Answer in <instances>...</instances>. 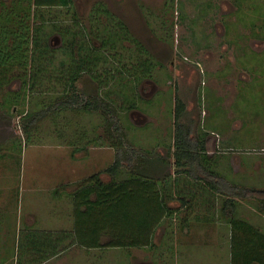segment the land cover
Returning <instances> with one entry per match:
<instances>
[{
	"label": "rangeland",
	"instance_id": "obj_1",
	"mask_svg": "<svg viewBox=\"0 0 264 264\" xmlns=\"http://www.w3.org/2000/svg\"><path fill=\"white\" fill-rule=\"evenodd\" d=\"M13 1L0 0V12L11 7ZM73 1L74 11L53 6L52 19H59L65 27L77 11L88 29L103 33L100 39L91 37L93 42L86 39L81 43L80 36L77 41L82 46L100 47L110 39L98 63L102 71L99 79H110L103 67L117 71L119 59L122 60L119 54L124 49L128 51L123 53L130 58L122 61L130 65L141 43L148 46L146 50L157 65L151 76L138 86L133 85L136 93L123 88L124 84L131 87L129 76L116 80V90H109L85 71L77 86L99 109L82 116L68 109L53 119L46 114L49 110L43 109V116L38 115L29 127V137L18 125L24 115L22 109L34 107L39 98L48 102V86L61 95L62 86L55 85L53 80L48 85L44 79L45 87L36 85L29 91L25 79L31 74L30 62L14 66L8 77H1L0 210L8 211L9 219L12 214L17 217L16 233L13 232L18 237L4 239L12 230H0V252H4L0 264H17L20 257L22 264H233L237 258L243 263L252 252L236 249L233 239H241L246 247L251 239L258 238L250 232L247 237L234 234L231 223H227L222 207L226 194L231 192L228 187L226 194L215 192L205 180L197 181L184 171L192 169V173L205 177L201 168H175V110L179 96L187 108L181 120L191 125L192 136L206 140L208 164L227 177L230 186L264 189V0ZM97 3H103L109 13L92 25L88 15ZM30 15L31 24L41 25L32 11ZM121 16L127 35L117 29ZM106 25L119 33L120 36L115 35L117 41H111ZM54 28L49 22L43 33L49 34L47 45L60 51L69 39L64 41ZM73 42L76 44V40ZM36 113L40 114V110ZM80 119L87 122L86 127L92 132L86 134L81 129L86 127ZM58 126L61 130L55 129ZM92 137L94 142L89 140ZM117 148L126 165L117 175V182L136 170L145 179L160 183L164 178L170 180L163 187L153 184L155 188H145V194L140 195L143 197H133L129 208V202L121 200L115 210L105 213L106 217L121 216L122 209L123 218L140 220L146 228L145 219H153V214L141 213L154 211V200L146 195L155 194L159 200L162 194L175 213L170 216L164 210L155 212L158 222L151 237L155 246L150 243V247L145 244L143 248H122L114 244L109 233L100 234L102 247L78 243L88 236L85 228L94 215L84 213L75 217L76 205L83 202L74 192L94 173L100 172L104 181L112 179L105 169L114 163ZM136 190L138 194L141 191ZM179 197L186 199L185 203ZM235 198L239 218L264 233V212L258 201L251 196ZM25 239L46 240L47 244L59 239L63 252L42 263L35 262V257L32 259L31 254L20 250L19 240ZM70 242H77L76 246Z\"/></svg>",
	"mask_w": 264,
	"mask_h": 264
},
{
	"label": "trees",
	"instance_id": "obj_2",
	"mask_svg": "<svg viewBox=\"0 0 264 264\" xmlns=\"http://www.w3.org/2000/svg\"><path fill=\"white\" fill-rule=\"evenodd\" d=\"M53 6H62L68 10L72 9L73 11L75 7L73 0H14L11 7L7 9L4 7L5 10L2 8L0 12V79L2 76L8 77L9 70H14V66L16 68L17 65H24L30 62L32 64L31 74L27 80L25 79V82L29 83V91L34 90L36 85L45 87L44 79L49 82L48 85H50L52 82L51 80H53L55 85L62 86L61 95L51 91L50 89L53 87L49 88L48 86L46 91L50 92V95H52H49L48 102L45 103V100L39 98L35 100L34 107H25L22 109L24 115H21V121L26 137H29L28 129L30 126L34 125L35 120L38 119V115L40 117L43 116V109L49 110L46 114L51 116L52 119L57 118L60 113L68 109L75 111V113L80 116L86 113L94 114L96 110L99 109L97 108L95 101L85 98L77 86V80L85 71H89V74L95 80L99 81L101 85H104V87L106 86L105 89L108 88L109 90H111V88L116 90V80H121L129 76L132 80V83L130 82L131 87L124 84L125 86L123 88H131L134 90L133 85L138 86V84L144 79L151 76L153 69H155L157 65V63L155 65V61L149 51L146 50L142 44H139V47L136 50L137 57H133L135 60L131 62L130 65L126 64L125 61H122L130 58L127 57V53H123L128 51L124 49V51L119 54L120 58L122 57V60L119 59L121 64L116 66L117 71L103 67L104 72H108L107 75L110 79H99L102 71L99 70L100 66H98V63L102 61L101 56L104 54L103 48L105 47V44L109 43L110 39L106 41L104 40L100 47H96L94 43V45L91 44V48L82 46L81 43L86 39L91 40V37H93V39H100L101 34L103 33L94 31L92 28L88 29L77 11L73 13L72 22L68 26L63 27V23H61L59 19H55L53 22V11L51 10ZM45 8H47V10H45ZM30 11L34 13V17H36L37 20L40 19L41 25L31 24ZM106 13H109L106 6L103 5V3H97L95 9L90 11L88 16L89 21L93 25L103 14ZM67 15H69V11L66 13V16ZM49 22L51 27H55L60 31L61 37L64 41L67 42L69 39L70 44L64 43L61 46L60 51L50 48L51 46L47 45L48 42L46 43L49 34L43 33V27L47 23L49 24ZM118 25H120V27L118 26L117 29L121 28L120 31L127 35L128 29L121 20L118 21ZM110 28L106 25L107 31ZM72 31L73 35L71 37ZM110 32L111 41H117L115 39L116 36H120L119 33L114 32L112 29L109 30V33ZM126 35L123 36L128 38ZM80 36H83L81 43L80 40L77 41ZM74 40H76V44L73 42ZM91 42L93 41L91 40ZM74 45L78 48H75ZM89 51H93V53L89 54ZM50 70H52L53 73ZM113 71H116V74H119L120 76L112 73ZM133 92H135V90ZM43 93L41 95H43ZM31 95L33 94L31 93ZM9 97V101L12 102L11 93L9 94ZM32 102L33 101H31V103ZM25 103H28L27 99ZM133 104L134 102H131V105ZM50 109L52 111H50ZM186 109L185 102L177 96L175 110V145L173 151L175 168L182 165H189L192 168H201L205 171V177L192 173V169H184V171L188 172V174L194 179H197V181H200V179L205 180L208 188L215 192L226 194L227 188L225 189V187L229 188L228 191L231 192L230 194H226L228 196L222 207V212L228 221L227 223H231L230 226L234 234L239 236L242 235V237H247L251 234L255 238H258L251 239L249 246L247 245L246 247L243 245L241 239H233V244L234 246L236 245V249H240L241 251L247 249L252 252L250 257H248L247 260L245 259L243 263H240L237 258L235 260L233 259V264H264V233L260 229H254V226L249 224V222H246V219L242 217L239 218L237 214V199L235 198V196H251L258 201L259 209L264 212V189H257L253 186H243L238 184L230 186L227 177L210 167L207 162L209 154L207 152L206 140L192 136L191 125L185 124V122L181 120V116ZM39 110L40 114L36 113L39 112ZM45 116L46 115H44V117ZM105 119V123H108L106 117ZM80 122H82L81 125L85 127L87 126L85 120L80 119ZM55 129L61 130L59 126ZM81 129L85 130L86 134L87 132H92L87 127ZM91 135L92 134L90 133V136ZM90 136L88 137V135H85L84 137L91 138ZM89 140L90 142H94L96 139L92 137V139ZM73 143L75 144V142ZM124 165L123 155L117 148L114 163L105 169V172L111 174L112 179L110 181H104L100 176V172L94 173L89 179H85L84 184L74 192V195L81 197V202H83L82 205L80 204L81 206L76 205L75 217L77 215L81 216L84 213H92L94 215L93 220L85 228L88 236L84 237V239L78 240V243L86 246L102 247L103 243L101 244V241L99 240L100 234L109 233L114 239V244L122 248H143L146 246L145 244L150 247V243L152 246H155L153 239H151L154 232V226L158 222V216H155V212H158V209L160 212L161 210H164L166 214H169L170 216L175 213L173 208H171L166 200L162 198V194L160 196L161 198L159 197V200L155 194H150L146 196L154 200V204H152L154 206V211L151 210L149 212L145 211L141 213L142 216L153 214V219L144 218L148 223L146 228L142 227L140 220H128L123 218L122 209L119 211L121 216H112L110 214L111 217H106V211L108 209H110V212L115 210L116 205H118L121 200H126L123 203L129 202L127 206L129 208L133 197L134 200L138 196L143 197L140 195L145 194V188H155V185L153 184H161V187H163L170 182V180H167L166 178L163 179V183L156 180H150L151 178L145 179L139 175L137 170L127 173L124 181L117 182V175ZM176 172H179V170ZM177 181H179V179ZM136 189L141 190L139 191V194ZM180 198L182 199V203H185L186 199L183 197H179V199ZM123 207L125 208V204ZM79 213L81 214L79 215ZM154 216L157 218H155V222ZM25 234L27 235V232L24 233V235ZM255 234H257V236ZM45 241L46 240L41 239L38 241H36V239H25V242L19 240L20 250L23 254H31L30 258L33 259L35 257L33 261L38 263H42L47 257L62 254V248L61 250L59 249V239H52L48 244L45 243ZM70 243L71 246H76L75 243L77 242ZM22 261V257H20V264H22Z\"/></svg>",
	"mask_w": 264,
	"mask_h": 264
},
{
	"label": "crops",
	"instance_id": "obj_3",
	"mask_svg": "<svg viewBox=\"0 0 264 264\" xmlns=\"http://www.w3.org/2000/svg\"><path fill=\"white\" fill-rule=\"evenodd\" d=\"M19 143H21V142L20 141L16 142V144H19ZM7 213H8V211L4 212L3 210H0V230L7 231V232L9 229L12 230V232L10 234L8 232V234L4 237V239H17L18 236L15 234L16 233V230H15L16 225L15 224L18 223L17 217L11 213L12 216L9 219V217L8 218L6 217ZM11 219H13V220H11ZM13 230H15V233L13 232ZM17 230H18V228H17ZM0 239H3V237L2 238L0 237Z\"/></svg>",
	"mask_w": 264,
	"mask_h": 264
},
{
	"label": "flooded vegetation",
	"instance_id": "obj_4",
	"mask_svg": "<svg viewBox=\"0 0 264 264\" xmlns=\"http://www.w3.org/2000/svg\"><path fill=\"white\" fill-rule=\"evenodd\" d=\"M170 3L172 4L173 2L170 1ZM74 5H75V2H74ZM89 14H90V12H89ZM88 16H89V15H88ZM119 19L122 20V19H124V18L121 16ZM123 24L125 25V23H123ZM126 24H127V23H126ZM128 25H129V23H128ZM130 27H131V26L129 25V29H131ZM132 31H133V29H132ZM139 34H140V33H139ZM141 44H142V43H141ZM142 46L145 47L146 49H148V46L145 45L144 43H143ZM158 65H159V64H158ZM18 125H19V127H20L21 129H23V128H22V121H21V120L18 121ZM5 132H6V131H5ZM0 253L2 254V256L0 257V258L2 259V257H4V256H3L4 252L1 251ZM17 264H20V258H18V260H17Z\"/></svg>",
	"mask_w": 264,
	"mask_h": 264
}]
</instances>
